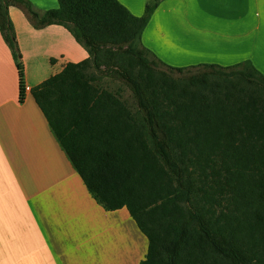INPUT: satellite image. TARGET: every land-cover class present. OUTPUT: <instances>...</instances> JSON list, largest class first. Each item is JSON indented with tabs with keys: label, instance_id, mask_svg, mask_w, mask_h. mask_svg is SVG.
Masks as SVG:
<instances>
[{
	"label": "trees",
	"instance_id": "1",
	"mask_svg": "<svg viewBox=\"0 0 264 264\" xmlns=\"http://www.w3.org/2000/svg\"><path fill=\"white\" fill-rule=\"evenodd\" d=\"M158 6L138 17L119 0L48 11L0 0L19 101L28 88L11 7L36 29L66 28L88 52L31 94L95 201L127 209L147 238L141 264H264V74L249 60L167 65L142 44ZM90 70L122 82L135 110Z\"/></svg>",
	"mask_w": 264,
	"mask_h": 264
},
{
	"label": "crops",
	"instance_id": "2",
	"mask_svg": "<svg viewBox=\"0 0 264 264\" xmlns=\"http://www.w3.org/2000/svg\"><path fill=\"white\" fill-rule=\"evenodd\" d=\"M30 1L40 11L58 8V0ZM119 1L142 16L152 0ZM9 13L28 91L20 103L16 61L0 32V264H141L147 238L127 209L109 212L95 201L31 94L88 52L62 26L36 29L16 7ZM152 16L142 44L167 65L249 60L264 74V0H159ZM174 22H190L183 39L197 53L189 59L174 60L168 49L179 37Z\"/></svg>",
	"mask_w": 264,
	"mask_h": 264
},
{
	"label": "rangeland",
	"instance_id": "3",
	"mask_svg": "<svg viewBox=\"0 0 264 264\" xmlns=\"http://www.w3.org/2000/svg\"><path fill=\"white\" fill-rule=\"evenodd\" d=\"M18 9L21 10V12H24L21 8L16 7V10H18ZM145 9H146V6H145ZM144 12H145V10H144ZM138 17H140V16H138ZM152 17H151V19H152ZM151 19H150V21H151ZM150 21H149V23H150ZM189 23L190 22H187V24L185 25V22H174V24L178 28L179 37L174 36V37H171L172 39H170V42L175 45V48L170 47L169 45H167L169 51L172 53V56L174 57V60H184V58L185 59H189L191 55H193L194 53H197V49L195 47L188 46L185 43V40L183 39L182 29L186 30L188 28V26H189ZM194 23H195V25H199L202 22H194ZM182 24L184 26H182ZM153 27L154 26H152V28L150 30V34H151V36L153 38H155V33H154L155 29H153ZM225 49H228V48L225 47ZM226 52H228V51H226ZM178 54H180V55H178ZM215 54H220V53L217 52L216 50H214V52L212 53V56L215 55ZM235 65H237V64H234V65H231V66H235ZM169 66L178 68V66H175V65H172V64H170ZM224 67H230V66H224ZM183 68H185V67H183ZM162 69L164 70L165 68H162ZM164 71H166V70H164ZM191 72L192 73H197V70H192ZM88 74H93L96 77L95 84L97 83L102 88L107 89L110 92H113L120 99H122L123 101L127 102L129 107L132 110H135V100H134V98L132 96V93L122 82H120L118 80H114V79H112L110 77L103 76L101 74H95L93 72V70H90L88 72ZM186 76H188L187 73L185 75H183V77H186ZM172 78L177 79V78H181V77L178 74H173Z\"/></svg>",
	"mask_w": 264,
	"mask_h": 264
}]
</instances>
